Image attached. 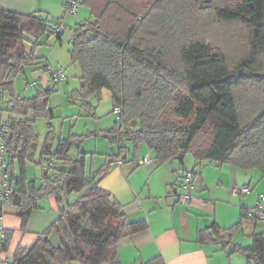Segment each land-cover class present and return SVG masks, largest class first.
<instances>
[{"label": "trees", "instance_id": "obj_1", "mask_svg": "<svg viewBox=\"0 0 264 264\" xmlns=\"http://www.w3.org/2000/svg\"><path fill=\"white\" fill-rule=\"evenodd\" d=\"M80 3L91 18L70 28L69 55L81 74L68 104L78 108L79 117L97 119L103 91L109 90L122 113L110 130L65 138L50 107L57 84L37 86L32 96L15 89L27 70L47 67L37 48L44 37L61 41L64 32L55 35V27L62 23L41 12L0 11V92L2 101L9 97L7 119L0 107V185L6 180L10 191L5 206L0 204V220L7 206L14 207L26 232L32 212L49 198L60 213L29 249L12 252L15 231L0 226V257H12L13 264H115L117 244L146 229L145 221L130 222L113 194L99 186L113 163L87 173L88 135L100 134L118 146L115 157L122 162L126 143L136 150L145 144L160 165L191 154L196 177L212 163L256 169L264 178V0ZM39 120L47 123L41 144ZM29 163L42 169L41 180L28 178ZM73 194L79 197L70 203ZM249 211H256L255 218L248 220ZM262 214L259 206L242 208L240 222L200 231L198 242L230 250L229 257L242 255L246 264H264V232H253L249 247L234 243L244 225L263 222ZM51 230L59 235L58 246L50 242Z\"/></svg>", "mask_w": 264, "mask_h": 264}, {"label": "crops", "instance_id": "obj_2", "mask_svg": "<svg viewBox=\"0 0 264 264\" xmlns=\"http://www.w3.org/2000/svg\"><path fill=\"white\" fill-rule=\"evenodd\" d=\"M67 1L69 0H0V11H11L22 15L41 12L62 23L66 28L62 40L59 41L56 37H44L40 41L41 46L37 48L36 53L39 58L44 59L49 65L62 67L66 69V72L70 70V78L74 79V83H70L67 73L65 82L69 86H73L72 90H74L79 88L81 72L77 66L72 64L69 55L72 40L70 28L76 23L73 24L75 19L66 12L65 3ZM86 16L87 10L84 13L78 11L76 20L80 22ZM17 81L16 93L20 96L27 95L26 91L29 90L27 87L30 83L35 82V87L44 88H48L52 84V80L45 69L27 70L26 75L18 77ZM35 87L31 88L34 92ZM59 91H61V88H58ZM70 92L67 93V96ZM8 101V96H6V100L2 101L0 92V107L4 110V119H7L9 115L5 111L9 108ZM71 111L74 112L67 119L78 121V118H80L79 110L77 111L74 107ZM143 147L147 148L148 146ZM128 151H130L129 148L126 153ZM117 153L107 155L108 160L99 168H97L94 158H92L91 168L98 170L108 163H113L110 171H112L114 178L112 177L111 180L103 182L104 178L107 177L105 176L101 180L104 189L111 192L122 205L123 212L130 222L145 221L146 229L122 239L117 244L115 264H246V260H240L235 255L229 257L230 250L222 251L216 245H202L198 242L200 231L209 229L214 225L223 229L230 228L240 222L242 208L252 209L259 206L264 213V207L259 202L258 205L252 207H249L246 203L244 205L243 202L240 205L237 204L239 198L233 196L234 189L248 187L251 189V193L253 191V188L249 185L250 183L246 184L247 177L246 174H243L244 170L232 166L220 167L215 164L207 167L208 164H206V170L203 171L204 166L197 171L200 174L195 182L200 181V183L194 182L195 193L191 204L184 206L178 202L173 190L180 186L186 171L195 170L194 160L187 161V154H184L181 165L171 160L165 165L150 164L142 170L138 169L139 164L137 166L130 164L131 162L127 157L123 159L122 166L118 167V159L115 157ZM99 155L105 154L100 153ZM150 155V149L144 150L142 161ZM209 164L212 165V163ZM210 174L217 176L219 179V185L217 186L222 189V192L214 194L211 192L207 184V176ZM2 179L3 176L0 175V180ZM38 180H41V178ZM250 194L239 197H246ZM262 196H259L260 201ZM210 202L212 203L209 204ZM238 206H240V210H238ZM5 210V214L0 220V226L2 229L15 231L12 252L20 247L31 248L35 241L43 237L45 232L60 217L55 199L43 200L40 202V208L32 212L27 230L23 232L21 221L16 216V209L7 206ZM227 221L226 225L225 222ZM108 264H114V262Z\"/></svg>", "mask_w": 264, "mask_h": 264}, {"label": "rangeland", "instance_id": "obj_3", "mask_svg": "<svg viewBox=\"0 0 264 264\" xmlns=\"http://www.w3.org/2000/svg\"><path fill=\"white\" fill-rule=\"evenodd\" d=\"M81 1L82 0H80V2ZM80 2H79V7H78L79 13H84L87 10V16L86 18H83L82 20L91 18L90 10L86 6L82 5ZM73 18L75 19L73 24L77 23L78 21L76 20V16H73ZM66 73L68 74L70 78L71 76L70 70H68ZM70 83L71 84L74 83L73 78H70ZM54 85L55 83L52 81V84L49 87L51 88ZM17 87H18V81L16 80L15 89ZM58 88H61V91L57 92V94H55L50 99V107L54 109L55 111L56 120L53 122V124L57 130L59 137H64V138L68 137L70 132L77 134V135H85V134H88L89 132L99 133L100 130H107L115 125L117 117L113 113L114 104L112 101L111 92L109 90L103 91V99L98 108V112H97L98 118L97 119H88V118L80 117L78 118V121H76V120L67 119V117H71V115L74 112V111H71V109H74V107L68 104V96H67V93L73 89V86H69V84L65 82V83L58 84L57 89ZM26 92H27L26 96H32L35 93L33 89H29ZM76 109L78 111V108ZM63 124L65 125L63 126ZM37 130L41 136V142H40L41 144L47 133V123L44 120H39L37 122ZM125 145L129 148L130 151L125 153L122 156L121 160L127 157L129 161L131 162L130 164L134 166H137L139 164L140 166L138 169H142V170H144L146 167L149 166V165L144 166L140 164L142 162V158L144 157V150L145 151L149 150L147 149L148 147L144 148L143 146L145 145H140L138 149L136 150L135 147L129 143H126ZM83 148H84L83 150L84 152L90 153L87 173H90L92 170L91 168L92 158H94V163L97 166V168H99L108 160L107 155H111L112 153L118 152V146L110 144L108 140L105 139V137H103L100 134L96 136L88 135V138H86V140L84 141ZM99 151H102V152H99ZM73 153L75 154V151H73ZM100 153H104L105 155H99ZM91 154H94V155H91ZM149 158L152 161L151 164L156 165V166L159 165V163L155 159L154 152L151 151V155L149 156ZM178 160H179L178 157L173 159V161L178 162V164L181 165L180 160L179 161ZM186 160L187 161L193 160V157L191 156V154L186 155ZM208 166H214V165L213 164L211 165L208 163L207 167ZM207 167L205 166L203 171L206 170ZM117 170L119 169L117 168ZM27 171H28V178L30 180H37L42 177V169L33 163L28 164ZM189 171H192V170H189ZM243 174H246V177H247L246 184L250 183L249 185L250 187L253 188L252 189L253 191L249 196L242 197V198L238 197L239 199H238L237 204H240L241 202H243L244 205L246 203L249 207H252V206L258 205V202H259L262 205V207H264V202L259 200L260 199L259 196L264 195V178H262L261 172L259 170L254 169L250 171H243ZM106 176L107 177L104 178L103 182L105 180L106 181H109V179L111 180V178L113 177L112 171H109L106 174ZM218 181L219 179L217 178V176H215V174H210L207 176V184L209 185L210 190L213 194L222 192V189H220V187L217 186L219 185ZM100 182L101 180L99 181V186L101 188H104L103 182L101 183ZM195 183H200V181H196ZM179 193H183L182 189L179 190ZM78 197H79L78 194L71 195L69 198L70 203L75 202L78 199ZM211 203L212 202H210L209 204ZM238 210H240V206H238ZM227 223L228 221L225 222L226 225ZM259 231H264V222H259L257 227H253L251 225H244V227L235 234V237H236L235 243L237 242V244H240L244 247H249L252 245L251 235L253 234V232H259ZM48 237L51 243L53 244V246H58L60 244V238H59L57 231L51 230L50 233L48 234ZM235 256L236 258H239L240 260H245V258L242 255H235Z\"/></svg>", "mask_w": 264, "mask_h": 264}, {"label": "built area", "instance_id": "obj_4", "mask_svg": "<svg viewBox=\"0 0 264 264\" xmlns=\"http://www.w3.org/2000/svg\"><path fill=\"white\" fill-rule=\"evenodd\" d=\"M79 4L74 1L70 0L65 3V9L67 13L71 16H76L78 12ZM65 27L63 25H57L55 27V35L60 32H65ZM46 73L50 76L51 80L55 84H61L64 83L67 80L66 76V71L64 68L59 67V66H52V65H47L45 68ZM36 83H30L28 84L27 89H31L32 87H35ZM114 115L117 117V119L120 118L122 109L121 108H116L113 111ZM2 136L1 130H0V137ZM5 156V147L2 143H0V162H3ZM151 159L149 157L144 158L143 161L140 163L141 165L147 166L151 164ZM117 166L121 167L122 166V161L117 162ZM196 176L193 173V171H186L183 177V180L178 188H174L173 193L177 197L178 202L184 206H189L191 204L192 199L194 198V182H195ZM182 189L183 193H179V190ZM9 184L6 180L2 182L0 185V204H6V198L9 195ZM233 195L234 196H245L251 193V189L248 187H243V188H238L233 190ZM261 201L264 202V195L261 197ZM205 203V202H204ZM4 204V206H5ZM256 216V211H249L247 213V218L248 220L255 218ZM261 220L264 222V214L260 216ZM5 240V236L2 233L0 235V247L3 246ZM0 264H13V259L12 257L6 256L4 258L0 257Z\"/></svg>", "mask_w": 264, "mask_h": 264}, {"label": "water", "instance_id": "obj_5", "mask_svg": "<svg viewBox=\"0 0 264 264\" xmlns=\"http://www.w3.org/2000/svg\"><path fill=\"white\" fill-rule=\"evenodd\" d=\"M183 158H184V154H181L178 159L181 161V163H183Z\"/></svg>", "mask_w": 264, "mask_h": 264}]
</instances>
